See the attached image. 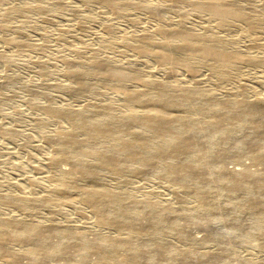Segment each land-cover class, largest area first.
I'll return each mask as SVG.
<instances>
[{"label":"bare ground","instance_id":"6f19581e","mask_svg":"<svg viewBox=\"0 0 264 264\" xmlns=\"http://www.w3.org/2000/svg\"><path fill=\"white\" fill-rule=\"evenodd\" d=\"M92 1L101 2L112 13H118L126 6L123 0ZM176 2L178 0H165V5L169 7ZM190 4L194 10L204 11L218 23L237 20L246 29L255 25L249 7L236 0H193ZM139 6L150 14L156 13L154 6ZM13 13L14 10L8 8L4 14ZM180 13L178 17L183 15ZM157 35L158 42L146 35L139 36L134 44L135 50L149 54L157 62L180 64L187 70L192 69V60L211 61L210 70L221 77H225L230 62L257 61L235 50L220 48L223 42L215 35L186 28H160ZM91 63L88 70L69 72L74 83L66 90L84 92L89 88L86 76L100 73L105 78L114 79L124 99L140 105V112L128 110L116 116L107 104L77 109L45 105V113L71 125L70 130L61 129L53 139H48L55 142L48 164L56 169L61 163L68 164L72 177L49 179L50 195L33 196L29 190L16 198L0 196V202H14L22 209L36 207L50 197L55 201H69L70 189L77 187L76 178L79 177L85 180L80 193L83 202L91 208L95 223L124 233L112 236L97 234L88 238L58 222L49 221L48 225L40 226L21 217H0V259L5 261L4 264H19L22 255L31 264L43 263L49 257L63 259L67 264H79L72 258L77 252L82 260L94 255L98 264H170L174 260L194 264L199 260L223 257L220 252L176 251L170 243L172 240L157 238L164 228L177 238L186 237L182 228L177 226L171 207L154 201H128L122 191L99 180L101 173L137 175L141 172L140 167L157 162L162 164V170L171 183L179 185L184 193L193 195L198 202L197 208L178 212L180 216L189 219V214L193 213L215 215L230 231L227 236H208L207 240L220 243L224 248L232 242L233 236H241L264 250V100H202L200 90L193 84L170 92L171 88L166 90L155 79L144 78L133 70L113 67L103 59L92 60ZM177 83L170 85L180 87ZM128 86L141 89L129 91L126 89ZM176 109L180 110L177 114ZM205 114L208 117L204 121L193 119L195 115ZM74 129L82 132V138L74 134ZM101 142H107V145L98 149L96 144ZM243 156L259 168L255 171L247 168L229 171L225 168L226 161L238 162ZM136 162L140 166L133 167ZM230 212L241 213L254 221L252 224L238 222L229 217ZM186 224H190L189 220ZM142 235H145L144 239ZM52 237L57 238L56 243ZM14 245H24V253L20 254ZM244 264L264 263L250 261Z\"/></svg>","mask_w":264,"mask_h":264},{"label":"rangeland","instance_id":"374dc122","mask_svg":"<svg viewBox=\"0 0 264 264\" xmlns=\"http://www.w3.org/2000/svg\"><path fill=\"white\" fill-rule=\"evenodd\" d=\"M123 1L126 5L123 10L112 13L101 2L92 0H0V196L16 198L21 192L29 190L33 196L50 195L49 179L72 177L68 164L61 163L58 169L48 164V157L55 150V142L50 140L61 129L70 130L71 125L45 113V105L77 109L107 104L116 116L128 110L140 112V105L124 99L114 79L105 78L100 73L86 76L89 85L86 91L77 93L66 90L72 88L74 83L69 72L88 70L92 60L103 59L113 67L133 70L144 78L155 79L162 88H171L168 90L170 92L193 84L200 90L202 100H264V0H236L240 5L249 7L251 17L255 19V25L250 29L237 20L218 23L204 11L194 10L190 4L193 0H178L169 7L165 5V0ZM139 5L154 6L156 13L150 14ZM6 8H12L14 13L5 16ZM179 13L183 15L178 17ZM160 28H186L215 35L223 42L220 48L235 50L257 61L230 62L225 77H221L210 70L211 61L192 60V69L187 70L180 64L157 62L149 54L135 50V41L141 35L158 42ZM171 83H177L180 87ZM126 89L134 91L141 87L128 86ZM179 111L176 109L175 113ZM207 117L208 114L195 115L193 119L204 121ZM74 134L78 138L83 136L78 129H74ZM105 144L107 142L97 143L96 147L99 149ZM238 162L228 160L224 166L229 171L244 168L255 171L259 168L246 156ZM154 164L140 167L141 172L137 175L101 173L99 180L122 191L128 201H154L171 207L175 212V222L186 237L177 238L164 228L157 238L168 242L172 240L170 243L176 251L195 250L200 254L224 255L216 260H199L194 264L264 263V250L257 248L252 240L233 236L230 246L224 248L220 243L207 240L208 236H227L230 233L224 227V222L215 215L193 213L186 220L180 216L178 212L197 208L198 202L193 195L184 193L179 185L166 178L160 162ZM137 165L140 166V163H134L133 167ZM76 180L77 187L70 189L69 201H55L50 197L36 207L22 209L14 202H0V217H21L40 226L48 225L49 221L58 222L88 238L97 234L122 235V231L95 223L94 214L83 202L80 193L85 180L79 177ZM229 217L246 224L254 221L238 212H230ZM188 220L190 224L187 226ZM141 238L144 239L145 235ZM52 241L56 243L57 238L52 237ZM23 246L14 245L20 254L25 251ZM90 256L82 260L77 252L72 258L79 264H98L96 257ZM20 261L19 264H31L24 255ZM4 263L0 259V264ZM182 263L183 260H174L170 264ZM40 264L67 262L49 257Z\"/></svg>","mask_w":264,"mask_h":264}]
</instances>
